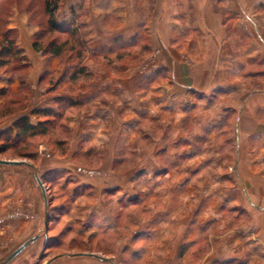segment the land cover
Instances as JSON below:
<instances>
[{"label": "crops", "instance_id": "obj_1", "mask_svg": "<svg viewBox=\"0 0 264 264\" xmlns=\"http://www.w3.org/2000/svg\"><path fill=\"white\" fill-rule=\"evenodd\" d=\"M56 15L79 27L84 52L71 63L34 50L26 8L5 23L29 69L0 67V133L62 111L67 149L60 158L39 145L30 168L0 165L2 247L43 252L73 233L112 236L116 249L66 252L119 264H264L251 236L264 239V0H60ZM35 174L65 202L45 211ZM246 215L241 238L208 259L195 249L204 225L229 232Z\"/></svg>", "mask_w": 264, "mask_h": 264}, {"label": "rangeland", "instance_id": "obj_2", "mask_svg": "<svg viewBox=\"0 0 264 264\" xmlns=\"http://www.w3.org/2000/svg\"><path fill=\"white\" fill-rule=\"evenodd\" d=\"M4 2L1 3L2 8L0 9V16H4V12L7 11L10 8H24L25 5H22L21 2L25 1V0H3ZM26 3V1H25ZM24 3V4H25ZM34 7V6H33ZM37 7V5H36ZM36 9V8H34ZM39 11V9H37ZM38 11H35V13H32V18L34 19L33 21L39 24V32H41L42 29H44V19L41 18L39 19L40 16H38L40 13ZM38 12V14H37ZM2 17H0L1 20ZM1 23V22H0ZM0 29H2V26L0 24ZM43 27V28H42ZM5 28V26H3V29ZM49 37H55L58 39V41H67V50L63 53L62 59L69 61V63H71L72 61V57L74 54H77V57H81L82 53L84 52V47H79L77 46L76 41H74L73 39H70V37L67 36H63V35H56L53 34L52 36ZM75 47L73 50H70V48ZM109 59V58H108ZM111 60V59H109ZM115 60V59H113ZM112 60V61H113ZM78 68V67H77ZM77 68H75L74 70H77ZM55 125H49V130L48 132L45 134V136H37V137H33V138H24L22 140H20L19 142L17 141L16 143H14L13 145H11L10 149L5 152L0 154V160H6V161H23L25 163L30 162V157H35L34 154H31L33 152L36 151V149L39 147V145L43 146V147H47V150L50 151L53 156L55 157H60L66 154V149L67 147H63L66 146V137H67V130H66V126L67 124L65 123V120L61 119L59 121L54 122ZM65 125V126H64ZM232 128L229 127L227 130H231ZM3 137L0 136V144H2ZM231 163H232V159H231ZM30 175L32 176V173L30 172ZM18 178L15 176H12V178L8 179L9 181H13L15 182V180H17ZM46 189V188H45ZM49 193H46L45 198L48 201H52V199H55L56 201L54 202L55 207H57V205H61L63 202H65L64 199H61V192L58 191L57 187L55 189L51 188V190H49ZM63 194V193H62ZM57 195V196H56ZM57 197H59V199H57ZM30 201V200H29ZM31 203V201H30ZM86 203V202H85ZM27 206H29V203L25 205L26 209ZM41 206L43 208V202L41 203ZM27 214V213H26ZM58 214V213H57ZM226 217H231V216H223L222 220L223 224L225 225L226 221ZM33 219V218H32ZM37 221V220H36ZM225 221V222H224ZM251 217H249L248 215L246 216H242L238 219H236V222L233 221L232 225L236 226V229L230 230L229 232H226V229L228 230V227L225 229L223 226H221V228L217 229L216 231L212 230L213 227L212 225H204V231L202 233V236L197 244V246L195 247V249H199V252L204 254V257H206V259H208L211 253V249L213 247H217L218 243L223 245V247L227 246V242L231 241L235 238H240L241 236V228L244 227L243 229H248V227H250L251 224ZM227 226V225H225ZM251 229V228H249ZM252 230V229H251ZM250 230V231H251ZM53 234L50 235H57L59 234L55 228L52 230ZM253 231L255 233H253L251 236L255 239V240H259L262 242L261 245H263L264 243V239L258 237L260 233H257L255 229H253ZM252 232V231H251ZM264 236V235H263ZM112 238V236L106 241H100L98 239H95L93 242H88L87 239L83 236H77L73 233L71 234H62L58 235L57 238H54V240H52L51 242L48 243L46 249L41 252L39 249L38 250H33L32 253H30V248L25 249L20 255H18V257L16 259H14V261H19V260H24L27 263H33L34 264H44L45 262H47L49 260V258L55 256V255H59V254H63L66 251H78L79 249H83V250H99L105 254H111L114 253L116 247L115 245L112 243L113 239L110 240ZM110 240V241H109ZM2 240L0 239V264L1 262L10 255L9 252L6 251V247H2ZM26 257V258H25ZM210 260V259H209ZM123 262V261H122ZM122 264H128L127 263H122Z\"/></svg>", "mask_w": 264, "mask_h": 264}, {"label": "trees", "instance_id": "obj_3", "mask_svg": "<svg viewBox=\"0 0 264 264\" xmlns=\"http://www.w3.org/2000/svg\"><path fill=\"white\" fill-rule=\"evenodd\" d=\"M26 1V3H25ZM21 2L22 5H25L30 19L33 21L32 13L38 11L39 9V19H44V29L39 32L38 35L33 37L32 47L38 53L43 55H49L53 57L61 56L67 50V41H58L55 37H49L53 34L63 35L70 37L76 41L77 46L82 47L78 25L68 24L63 26L57 21V9L60 0H25ZM4 1L0 0V9ZM6 3V0H5ZM25 3V4H24ZM37 5V7H36ZM34 6V7H33ZM36 8V9H34ZM37 12V14H38ZM1 14V12H0ZM4 16L0 20L2 29H0V67L8 68L10 73H13L17 78H23L29 69V62L23 56V52L18 49L16 46V36L12 31H7L3 26L11 14V8L4 12ZM34 22V21H33ZM36 23V22H35ZM38 24V23H36ZM39 25V24H38ZM1 28V27H0ZM43 28V27H42ZM75 47L70 48L73 50ZM83 48V47H82ZM83 73V69L74 70L73 75ZM35 116H38L39 119H44V121L36 122L35 125L30 124L29 119L24 117L13 123V126L6 132L0 133V136L3 137V142L0 144V154L7 152L11 145L19 142L24 138H33L37 136H45L49 130V125H55L54 122L61 119L64 120V115L62 111H59L58 114L54 113L51 110H44L32 113Z\"/></svg>", "mask_w": 264, "mask_h": 264}, {"label": "water", "instance_id": "obj_4", "mask_svg": "<svg viewBox=\"0 0 264 264\" xmlns=\"http://www.w3.org/2000/svg\"><path fill=\"white\" fill-rule=\"evenodd\" d=\"M0 165H5V166H25V167H28L30 168L31 165L23 162V161H6V160H0ZM35 178V181L37 183V185H39L40 189H41V193H42V198L44 200V204H45V211L47 209V200L45 198V190H44V187L43 185L41 184V181L38 177L37 174H35L34 176ZM45 218H44V222H43V225L45 227V231L47 229V225H48V222H49V218H48V215L46 216V214L44 215ZM28 242L22 244L21 246H19V248L13 252L12 254H10L8 257H6L2 262L1 264H8L11 260H13L14 258H16L24 249L27 248L28 246ZM87 260V261H91V262H98V263H101V264H119L118 262V259L116 258H110V259H107V258H104L100 255H97V254H91V253H70V252H64L63 254H59V255H55L51 258H49V260L47 262H45L44 264H59L61 262H64V261H67V260Z\"/></svg>", "mask_w": 264, "mask_h": 264}]
</instances>
